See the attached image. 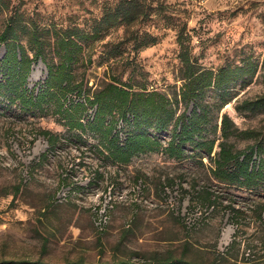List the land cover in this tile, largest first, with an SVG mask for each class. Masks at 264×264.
<instances>
[{
	"label": "rangeland",
	"instance_id": "rangeland-1",
	"mask_svg": "<svg viewBox=\"0 0 264 264\" xmlns=\"http://www.w3.org/2000/svg\"><path fill=\"white\" fill-rule=\"evenodd\" d=\"M119 1L0 0V35L14 15L29 28L34 23L92 34ZM141 1L150 7L148 17L82 42L73 83L82 82L92 95L116 80L135 91H158L175 99L184 82L182 36L190 57L205 68L234 67L246 59L258 64L257 75L239 81L222 109V93L213 89L204 102L213 107L212 125L228 113L242 130H264V112L241 106L264 94V0ZM45 35L53 42L52 35ZM20 36L33 57L30 34ZM5 51L1 45L0 81L7 77ZM46 52L58 63L53 45ZM47 77L38 60L24 85H15L37 95L46 88ZM11 93L0 91V262L264 264V191L220 182L207 157L202 164L196 157L175 160L143 153L128 165L114 164L100 132L71 127L72 117L87 121L95 107L67 111L77 96L63 106L66 94L61 92L37 105L20 98L9 103ZM175 106L178 114L185 109L181 100ZM44 131L51 132L54 146ZM149 131L167 145L173 125ZM231 142L244 149L252 140ZM186 153H194L193 148L187 146Z\"/></svg>",
	"mask_w": 264,
	"mask_h": 264
},
{
	"label": "trees",
	"instance_id": "trees-1",
	"mask_svg": "<svg viewBox=\"0 0 264 264\" xmlns=\"http://www.w3.org/2000/svg\"><path fill=\"white\" fill-rule=\"evenodd\" d=\"M149 8L141 0H120L113 9L105 13L100 25L95 27L92 34L82 33L76 28H39L34 23L29 28L20 16H11L0 35V47L4 45L6 50L2 65L7 68V77L0 81V91L2 88L12 89V93L7 97L9 103L20 98L26 104L37 105L48 95L61 92L66 94L63 106L66 105V100L71 102V97L77 96L75 102L65 107L67 111L73 109L78 113L89 104L95 107L93 117L87 121L72 117L71 127L83 131L90 128L100 132L101 144L108 150L114 164L128 165L136 155L143 153H163L175 160L196 157L202 164L203 159L207 157L211 163V174L220 182L242 189L264 191V130H242L228 113L222 115L220 123L212 125L213 107L204 102L207 90L213 89L222 93L224 98L219 109L229 103L232 97L225 99V96L230 95L231 89L239 81L246 83L249 78L257 75L259 66L252 59H246L241 65L234 67L208 69L190 57L182 36H179V57L183 65L184 82L175 99L158 91H135L133 87L121 85L116 80L104 83L92 95L85 91L82 82L73 83V66L83 51V41L97 38L103 30L117 24H132L142 17H148ZM21 32L30 34L33 57L27 54V49L21 41ZM45 34L52 35L53 42L49 38L46 39ZM150 41L154 44L156 38ZM150 41H144L143 44L148 45ZM52 45L59 58L58 63L48 58L46 47ZM38 60L44 63L48 71L46 88L37 95L32 92L28 94L26 88L16 87L15 82L20 81L24 85L32 64ZM180 100L185 103V109L178 114L175 104ZM241 106L250 111L264 112V94L254 101H246ZM241 106H237V110H240ZM172 125V138L167 145L149 131V128L157 132L167 131ZM43 134L51 146H54L51 132L44 131ZM232 138L251 139L252 143L244 149H239L235 142H231ZM187 146L193 148L194 153H186ZM215 148L218 150L215 151ZM262 209L264 211V204ZM0 264L45 263L6 260Z\"/></svg>",
	"mask_w": 264,
	"mask_h": 264
},
{
	"label": "bare ground",
	"instance_id": "bare-ground-1",
	"mask_svg": "<svg viewBox=\"0 0 264 264\" xmlns=\"http://www.w3.org/2000/svg\"><path fill=\"white\" fill-rule=\"evenodd\" d=\"M229 238V235L223 238V241H227Z\"/></svg>",
	"mask_w": 264,
	"mask_h": 264
}]
</instances>
